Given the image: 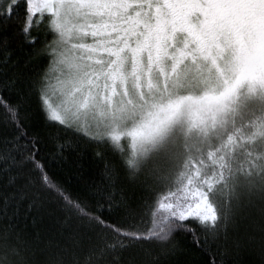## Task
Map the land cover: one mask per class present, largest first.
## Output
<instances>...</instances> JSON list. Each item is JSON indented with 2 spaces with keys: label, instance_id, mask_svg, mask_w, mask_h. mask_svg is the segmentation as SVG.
Returning a JSON list of instances; mask_svg holds the SVG:
<instances>
[{
  "label": "snow or ice",
  "instance_id": "6c2138e0",
  "mask_svg": "<svg viewBox=\"0 0 264 264\" xmlns=\"http://www.w3.org/2000/svg\"><path fill=\"white\" fill-rule=\"evenodd\" d=\"M0 68V264H264V0H0Z\"/></svg>",
  "mask_w": 264,
  "mask_h": 264
},
{
  "label": "trees",
  "instance_id": "16d2710c",
  "mask_svg": "<svg viewBox=\"0 0 264 264\" xmlns=\"http://www.w3.org/2000/svg\"><path fill=\"white\" fill-rule=\"evenodd\" d=\"M27 53H22L21 55L14 57V59L26 58ZM25 66L24 64L20 65L19 69H16L19 72ZM0 71L4 69L0 68ZM9 73L13 71L11 67L7 69ZM101 167L99 161L94 160L91 157V154H80L72 155L66 160L55 162L53 165L54 171L57 173L59 178L65 183L66 187H69L73 191H78L82 187V178L86 179L95 169ZM247 222H241L240 232L245 231V225ZM180 240V237H177ZM206 259V258H204ZM181 260H186L189 264H201L202 257L198 254H189L187 256L181 257Z\"/></svg>",
  "mask_w": 264,
  "mask_h": 264
}]
</instances>
